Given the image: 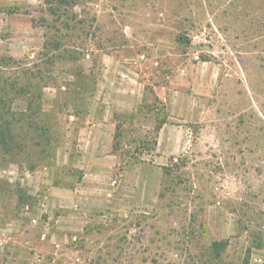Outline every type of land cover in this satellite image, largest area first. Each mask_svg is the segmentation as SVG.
<instances>
[{
	"label": "rangeland",
	"instance_id": "374dc122",
	"mask_svg": "<svg viewBox=\"0 0 264 264\" xmlns=\"http://www.w3.org/2000/svg\"><path fill=\"white\" fill-rule=\"evenodd\" d=\"M0 264H264V0H0Z\"/></svg>",
	"mask_w": 264,
	"mask_h": 264
},
{
	"label": "trees",
	"instance_id": "16d2710c",
	"mask_svg": "<svg viewBox=\"0 0 264 264\" xmlns=\"http://www.w3.org/2000/svg\"><path fill=\"white\" fill-rule=\"evenodd\" d=\"M159 128H160V126H158V129ZM121 137H122V131H121L120 125H117L116 128H115L114 140L118 141ZM115 146H116V148H118L119 144L118 145L114 144L113 145L114 149H116Z\"/></svg>",
	"mask_w": 264,
	"mask_h": 264
},
{
	"label": "crops",
	"instance_id": "0c3cea01",
	"mask_svg": "<svg viewBox=\"0 0 264 264\" xmlns=\"http://www.w3.org/2000/svg\"><path fill=\"white\" fill-rule=\"evenodd\" d=\"M163 130H164V127H162L161 129H160V134H159V136L163 133ZM160 145V141H159V139H158V146Z\"/></svg>",
	"mask_w": 264,
	"mask_h": 264
}]
</instances>
